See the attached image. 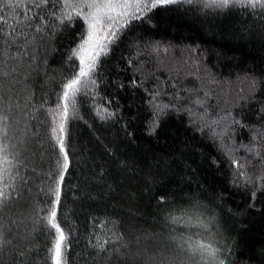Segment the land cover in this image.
Returning <instances> with one entry per match:
<instances>
[{
    "label": "trees",
    "instance_id": "trees-1",
    "mask_svg": "<svg viewBox=\"0 0 264 264\" xmlns=\"http://www.w3.org/2000/svg\"><path fill=\"white\" fill-rule=\"evenodd\" d=\"M63 3L60 0L57 7ZM25 11L49 20L35 5L18 9L0 5V17L8 24H14L16 16L22 21L18 31L23 28L29 40L37 36L35 62L30 44L28 55L9 62L16 71L4 81L5 100L12 101L7 112L9 144L19 152L16 159L23 164L16 167L27 184L21 196L14 193L3 209L4 223L12 227L14 236L3 262L53 264L48 249L54 243V230L37 214L38 208L43 209L42 217L50 206L48 189L58 159L47 110L55 106L61 79L71 70L69 63H75L67 56L78 43L83 22L77 19L51 41H40L38 33L24 28ZM149 15L152 27L133 21L109 55L101 57L98 87L93 90L98 95L78 97V118L68 125L71 164L57 216L66 233L71 229L67 264H131L127 257L113 255L109 260L89 243L97 238L114 241L113 233H122L133 247L139 236L150 251L175 256L178 245L206 239L204 230L196 226L197 217L208 224L220 249H228L226 264H264V196L258 193L256 198L260 211L247 207L245 192L230 184L234 168L212 136V129L223 133L224 143L234 149L231 156L244 161L253 176L264 175L262 142L251 141L245 127L226 128L233 118L253 127L264 122V113L257 112L264 107V22L187 4L158 8ZM3 28L7 31L8 25ZM251 79L256 80V91L249 99ZM157 91L158 102L179 111L170 108L160 118L156 134L149 136L145 134L151 118L149 101ZM197 100L203 101V107ZM97 106L109 107L116 115L101 120ZM205 109V119L217 123L199 130ZM253 144L256 151L250 153L244 146ZM15 183L20 191L21 181ZM161 194L164 204L157 203ZM170 217L184 219L173 224ZM18 251L26 255L19 257Z\"/></svg>",
    "mask_w": 264,
    "mask_h": 264
},
{
    "label": "snow or ice",
    "instance_id": "snow-or-ice-1",
    "mask_svg": "<svg viewBox=\"0 0 264 264\" xmlns=\"http://www.w3.org/2000/svg\"><path fill=\"white\" fill-rule=\"evenodd\" d=\"M60 0H0V5H6L11 9L28 8L35 5L42 12L49 16V20H45L43 15L39 13L35 16L29 15L28 11L24 12V28H30L34 33L39 34V40L51 41L55 34L66 27H72L77 19L83 22V31L78 36L77 45L69 50L67 61L71 69L67 76H63L59 85L60 91L56 93V101L54 107H49L47 110L51 115L52 126L50 129V138L54 140V147H58V159L56 161V175L52 186L48 189L49 207L46 214L39 216L40 211L37 209L38 218L45 222V226L54 230V243L48 249L50 258L53 264H67L66 253L70 245L71 229L68 233L65 228L58 222L57 216L60 210L61 197L65 175L70 168V147L66 143L69 139L68 125L70 121L78 118V100L80 96L87 97L90 94L93 96L98 93L93 92L98 87L97 79L99 77L98 67L100 66L101 57H107L111 51V46L116 44L120 37L124 34L125 29L133 21H143L149 27H152L149 15L158 8L187 4L198 6L201 11L211 13L228 14L236 12L240 16L248 15L264 22V0H64L61 7H57ZM51 4L49 8L48 5ZM14 24H8L4 17H0V264L3 262V254L5 250L13 245L12 227L6 226L3 220V209L12 200L13 194L19 198L22 191L26 190L27 178L20 176L17 165H22V160H17L19 152H14L16 146L9 144V116L7 112L12 106V101L9 98L5 100L4 81L15 73V66L9 67V62H19L24 56L28 55L26 49L31 44L33 45L32 61L35 62V42L37 36L33 35L31 40L23 28L18 31L21 20L13 16ZM39 20L38 24H32L31 21ZM8 25V30L3 28V25ZM23 37V40L20 38ZM19 41V42H18ZM15 48V52L12 49ZM167 51V49H164ZM31 67V65H29ZM7 69V70H6ZM123 87V85H119ZM250 95L249 99L253 98L251 93L256 91V80L249 81ZM11 92L9 88L7 90ZM241 91H243L241 89ZM160 93L153 92L151 95L150 111L151 118L146 121V135L154 136L160 126V118L167 114L171 108L173 111H179L174 105L164 104L157 101ZM207 95V93H205ZM27 99H30L27 98ZM46 103V101H45ZM109 105L112 101L107 102ZM203 107V101L197 100ZM19 107V104L16 105ZM96 115L101 120L111 119L116 115L114 110L109 107L97 106ZM191 115H195L191 109H185ZM258 114L264 113V107L257 109ZM207 109L200 116L201 123L199 130L204 128L212 129V125L217 121L205 119ZM224 119V118H221ZM233 125L242 126L250 130V139L255 142L260 140L261 147H264V122L260 123L259 127L250 125H242L241 121L233 118L226 128ZM131 136V133H129ZM214 139L220 141L219 151L228 157V164L234 168L230 173V184L245 192L248 198L247 207L253 211L261 209L256 204L258 193L264 196V175L253 176L244 168V161L237 160L231 156L234 151L232 147L223 141V133H216L212 129ZM230 139L232 137H229ZM250 153L255 152V144L252 147L244 146ZM260 155L259 153H256ZM264 159V157H261ZM215 164V161H213ZM123 164V162H122ZM264 171V169H262ZM21 181L20 191H17L15 181ZM43 191V189H42ZM191 199V198H190ZM165 195L157 197L158 204H164ZM179 210V209H178ZM63 216V212H60ZM171 223L175 224L183 217H170ZM197 227L202 228L206 233V239H199L178 245V254L168 256L164 253H156L150 251L146 246L140 243L141 238L135 237V247L131 241H125L123 234L113 233L115 240L111 238L101 241L97 238L95 243L90 241L94 248L104 251L108 259L111 260L113 255L118 257H127L131 264H226L227 256L215 240V235L208 229V224L200 221L197 217ZM15 223V222H13ZM113 223H116L113 221ZM187 223V221H186ZM203 235V234H202ZM27 239V237H25ZM109 245H112L109 247ZM16 247H19L16 245ZM30 251V249H29ZM19 257L26 255L25 251L16 253ZM17 264H21L18 260ZM231 264V262H229Z\"/></svg>",
    "mask_w": 264,
    "mask_h": 264
}]
</instances>
